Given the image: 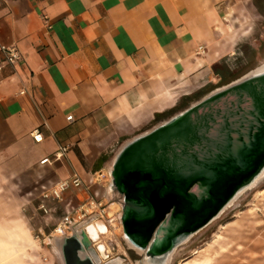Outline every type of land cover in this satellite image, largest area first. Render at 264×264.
Wrapping results in <instances>:
<instances>
[{
  "label": "crops",
  "instance_id": "1",
  "mask_svg": "<svg viewBox=\"0 0 264 264\" xmlns=\"http://www.w3.org/2000/svg\"><path fill=\"white\" fill-rule=\"evenodd\" d=\"M261 6V0H0V61L2 47L22 55L15 67L0 69V172L33 177L42 192L76 175L82 186L59 200L66 210L92 201L102 213L111 209L103 176L115 149L158 123L157 114L220 87L231 74L220 66L224 49L237 46L234 21L244 9L264 17ZM60 146L67 151L55 158Z\"/></svg>",
  "mask_w": 264,
  "mask_h": 264
},
{
  "label": "water",
  "instance_id": "2",
  "mask_svg": "<svg viewBox=\"0 0 264 264\" xmlns=\"http://www.w3.org/2000/svg\"><path fill=\"white\" fill-rule=\"evenodd\" d=\"M106 169L105 196L120 206L123 241L141 264H169L264 176V67L125 139ZM94 218L54 238L62 264H102L83 230Z\"/></svg>",
  "mask_w": 264,
  "mask_h": 264
},
{
  "label": "rangeland",
  "instance_id": "3",
  "mask_svg": "<svg viewBox=\"0 0 264 264\" xmlns=\"http://www.w3.org/2000/svg\"><path fill=\"white\" fill-rule=\"evenodd\" d=\"M261 4V12L264 13V0H261ZM243 12L245 14L234 21L237 46L225 48L227 52L220 61L221 67L231 69L227 77L229 81L264 67V17L247 13L246 9ZM227 80L216 86H221ZM200 96H190L174 113ZM23 179L0 172V264H62L53 240L72 233L71 228L63 234L54 230L66 209L60 201H50L47 204L50 211L44 213L39 209L42 191L33 188V177ZM103 179H107L108 185V174ZM109 202H115V205L103 213L98 207L84 206L88 212L99 214V218L109 227V232L100 237L105 254L98 251L95 243L91 242L90 246L101 263L120 257L125 259L122 264H141V259L133 260L131 252H136L122 239V227L117 219L119 204L114 199H109ZM106 206L103 204L101 209ZM116 210L118 213L114 214ZM106 212H109L110 218ZM73 218L76 219V216ZM169 264H264V176L215 220L178 246Z\"/></svg>",
  "mask_w": 264,
  "mask_h": 264
},
{
  "label": "built area",
  "instance_id": "4",
  "mask_svg": "<svg viewBox=\"0 0 264 264\" xmlns=\"http://www.w3.org/2000/svg\"><path fill=\"white\" fill-rule=\"evenodd\" d=\"M200 52L204 51V48L200 46L198 48ZM1 52L4 55V58L0 61V69L5 67L6 65L15 67L20 63L22 60V55L17 47L10 46V47H2ZM24 91H20L23 93ZM71 116L67 117V120H71ZM32 137L35 142H41L43 137L39 129H34L32 131ZM67 151L66 146H60L58 150L54 153V157H62ZM49 159L45 158L41 162H47ZM82 186V182L80 178L76 175L72 176L70 179L60 181L53 185L52 187L45 189L40 198L39 209L42 210L44 213H48L50 208L47 205V201H59L61 199V195L64 191L69 189L70 187L73 188H80ZM84 206H94L96 207L95 202L85 203L80 207L74 208L71 207L70 209L66 210L65 213L61 216L59 223L57 224L56 228L54 229L59 234H63L65 230L69 229L70 226L74 223H78L79 221L87 219L90 215L95 214L97 218H99V214L92 213V211L88 212L87 209H84ZM102 212V211H101ZM76 216V219L73 216Z\"/></svg>",
  "mask_w": 264,
  "mask_h": 264
},
{
  "label": "bare ground",
  "instance_id": "5",
  "mask_svg": "<svg viewBox=\"0 0 264 264\" xmlns=\"http://www.w3.org/2000/svg\"><path fill=\"white\" fill-rule=\"evenodd\" d=\"M83 230L91 242L95 243L98 251L105 254V246L101 243L100 237L109 232V227L106 222L103 219L94 218L93 220L84 223Z\"/></svg>",
  "mask_w": 264,
  "mask_h": 264
},
{
  "label": "flooded vegetation",
  "instance_id": "6",
  "mask_svg": "<svg viewBox=\"0 0 264 264\" xmlns=\"http://www.w3.org/2000/svg\"><path fill=\"white\" fill-rule=\"evenodd\" d=\"M183 103H181L180 105L178 106H181ZM131 254H133V260L134 261H138L140 259H142V255L138 254V253H134V252H131ZM125 259L124 258H120V257H117V258H111L107 261H105L104 263L102 264H122V261H124ZM116 262V263H115ZM101 263V262H100Z\"/></svg>",
  "mask_w": 264,
  "mask_h": 264
},
{
  "label": "trees",
  "instance_id": "7",
  "mask_svg": "<svg viewBox=\"0 0 264 264\" xmlns=\"http://www.w3.org/2000/svg\"><path fill=\"white\" fill-rule=\"evenodd\" d=\"M179 106H176L175 108H173L172 110H169L165 113H161V114H157L156 117H155V121L159 122V121H162L164 120L166 117L170 116L172 113H174L177 109H178Z\"/></svg>",
  "mask_w": 264,
  "mask_h": 264
}]
</instances>
